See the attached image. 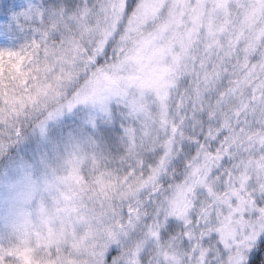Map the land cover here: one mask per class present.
Listing matches in <instances>:
<instances>
[{
  "label": "clouds",
  "instance_id": "1",
  "mask_svg": "<svg viewBox=\"0 0 264 264\" xmlns=\"http://www.w3.org/2000/svg\"><path fill=\"white\" fill-rule=\"evenodd\" d=\"M0 264H264V0H0Z\"/></svg>",
  "mask_w": 264,
  "mask_h": 264
}]
</instances>
